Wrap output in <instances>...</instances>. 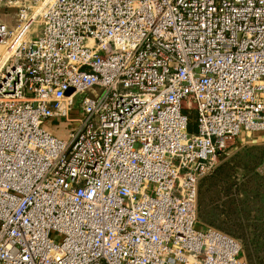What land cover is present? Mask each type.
Instances as JSON below:
<instances>
[{"label": "built area", "instance_id": "2783aa9c", "mask_svg": "<svg viewBox=\"0 0 264 264\" xmlns=\"http://www.w3.org/2000/svg\"><path fill=\"white\" fill-rule=\"evenodd\" d=\"M254 134L264 0H0V264H246L195 226Z\"/></svg>", "mask_w": 264, "mask_h": 264}, {"label": "rangeland", "instance_id": "374dc122", "mask_svg": "<svg viewBox=\"0 0 264 264\" xmlns=\"http://www.w3.org/2000/svg\"><path fill=\"white\" fill-rule=\"evenodd\" d=\"M79 98L74 99L75 108ZM56 122L46 121L42 127L65 137V130ZM218 168L214 176L198 185L200 224L195 228H213L233 237L246 264H264V134L235 140Z\"/></svg>", "mask_w": 264, "mask_h": 264}, {"label": "trees", "instance_id": "16d2710c", "mask_svg": "<svg viewBox=\"0 0 264 264\" xmlns=\"http://www.w3.org/2000/svg\"><path fill=\"white\" fill-rule=\"evenodd\" d=\"M188 130H189V132H194L195 130H196V128H195V123H194V115H190V117H189V127H188ZM224 167V166H223ZM220 170V168H218L217 169V167H216V169L209 175V176H206V177H204L203 179H207L208 177H210V176H214V174L217 172V171H219ZM204 182L206 181V180H203ZM201 182V181H200ZM199 182V183H200ZM201 186H202V184H201ZM199 187V186H198ZM197 197H198V194H197Z\"/></svg>", "mask_w": 264, "mask_h": 264}]
</instances>
